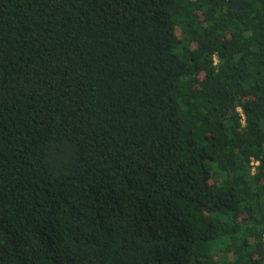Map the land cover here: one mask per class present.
Listing matches in <instances>:
<instances>
[{
  "label": "trees",
  "instance_id": "obj_1",
  "mask_svg": "<svg viewBox=\"0 0 264 264\" xmlns=\"http://www.w3.org/2000/svg\"><path fill=\"white\" fill-rule=\"evenodd\" d=\"M0 264H264V0H0Z\"/></svg>",
  "mask_w": 264,
  "mask_h": 264
}]
</instances>
